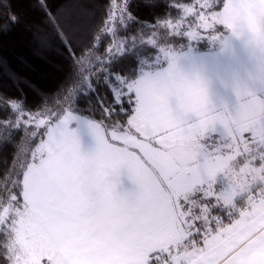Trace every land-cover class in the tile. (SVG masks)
<instances>
[{
    "label": "snow or ice",
    "instance_id": "obj_1",
    "mask_svg": "<svg viewBox=\"0 0 264 264\" xmlns=\"http://www.w3.org/2000/svg\"><path fill=\"white\" fill-rule=\"evenodd\" d=\"M213 7L205 2L178 8L198 19L186 31L183 16L175 23L158 18L153 28L161 29L159 43L133 37L125 49L117 40L121 60L136 49L137 39L157 49L152 61H140L135 78L115 74L117 60L96 56L97 66L74 58L85 84L91 77L93 83L122 85L109 87L111 101L93 90L100 121L76 114L81 111L74 107L76 87L65 90L58 111L43 110L51 119L39 118V112L28 115L22 102L3 101L2 110L10 106L15 119L0 123L44 125L47 136L31 162L21 163L22 171L12 173L16 179L0 190L5 264H264V0H224L222 10ZM121 15L133 19L126 8ZM10 22H18L17 17ZM49 23L64 39L57 18L49 15ZM217 24L225 31L206 38L198 34L197 29ZM226 34L246 42L250 66L226 71L194 46L207 39L213 50L227 52ZM174 38L187 43L174 47ZM197 76L203 81L198 100L179 103L170 83ZM229 78L238 97L234 109L209 99L214 87L227 86ZM125 102L135 104L127 128L118 120L127 115ZM84 127L95 139L90 152L82 149ZM238 156L247 161L239 169ZM256 160L259 168L253 167ZM125 173L135 185L132 191L120 190ZM219 180H226V187L217 193ZM210 197L215 204L207 202ZM245 197L247 205L237 209ZM218 205L227 212L228 224L212 215Z\"/></svg>",
    "mask_w": 264,
    "mask_h": 264
},
{
    "label": "trees",
    "instance_id": "obj_2",
    "mask_svg": "<svg viewBox=\"0 0 264 264\" xmlns=\"http://www.w3.org/2000/svg\"><path fill=\"white\" fill-rule=\"evenodd\" d=\"M194 1L0 0V98H2L0 122L15 118L11 115L10 106L9 111L2 110L3 101L22 102L23 107L31 114L45 108L58 111L57 101H62L63 95L66 94L65 90L73 87L77 89L75 93L77 103L74 107L81 109L77 113L100 121V106L95 103L96 95L93 90L111 101L112 92L109 91V87L114 82L110 80L107 85L103 81L93 83L89 77L85 84L76 74L74 58L84 57L86 65L97 66L99 64L94 59L96 56L108 63L117 60L120 62L114 65L115 74L121 75L122 78L124 74L135 78L141 67L140 61L153 60L157 55V49L150 44H142L141 40L137 39L136 49H132L121 60L123 54L117 51V40L124 42L125 49L131 48L133 37H140L144 41L152 38L159 43L161 29L153 28L157 19L167 18L175 23L177 18L183 16V12L178 11V8L182 9L183 5ZM223 2L224 0H220L215 9L220 11ZM122 8H126V12L133 19L123 20ZM49 15L57 18L64 39H61L49 23ZM11 16H16L18 22L11 23ZM188 19L191 24H195L194 15ZM5 25L8 27L5 28ZM185 28L187 30V27ZM167 31L172 32L170 29ZM224 31V26L218 25L205 32L207 35L210 33L215 35ZM171 43L176 47L187 41L174 38ZM194 46L198 47L199 51L213 50L207 39L194 42ZM137 51L139 56L136 54ZM128 69L134 72H127ZM85 76H88L87 71ZM85 87H88L87 91H84ZM132 99L134 100V97ZM63 107L66 109V106ZM123 107L127 115L120 116L118 120L122 127L127 128V119L132 114L135 104L125 102ZM104 123L108 131H111V122L106 120ZM2 126L0 123V190L5 187L6 182L16 179L12 173L22 171L18 163L23 142L28 136L25 125L9 129L5 127L2 129ZM41 130L31 137V147L45 138L46 126H42ZM13 162H16L15 167ZM29 162L30 153L23 163ZM253 164L260 167L259 160ZM8 186H11L10 183ZM257 189L259 187H256L255 191ZM244 199H239L236 203L237 208L245 206ZM207 202L216 203L214 197H210ZM212 215L220 216L225 224L229 222L227 212L219 205L212 211ZM5 260L6 257L0 255V264H5Z\"/></svg>",
    "mask_w": 264,
    "mask_h": 264
},
{
    "label": "crops",
    "instance_id": "obj_3",
    "mask_svg": "<svg viewBox=\"0 0 264 264\" xmlns=\"http://www.w3.org/2000/svg\"><path fill=\"white\" fill-rule=\"evenodd\" d=\"M225 40L229 44V49L227 52H221L219 49H216L211 51H199V54L208 57L213 62L218 61L222 65V68L226 71L229 69H243L245 67L250 66L252 62V53L246 42L238 37H233L230 34L225 35ZM229 80L230 82L227 84V86H224L218 90H214L213 99L217 104L221 106L226 105L229 108L234 109L238 103V97L236 96L234 83L231 82V78H229ZM81 116H84L88 119H93L86 115H81ZM110 132L111 131H109V133ZM249 135L250 134L245 133V137H248ZM215 136L216 138H219L218 133L215 134ZM81 143H82V149L86 152H90L95 148L94 135L87 127H84L81 131ZM116 143L118 145L120 144L119 141H117ZM239 157L241 158L244 156H239ZM216 186H226V180H219ZM134 188L135 185L129 179L127 174L125 173L124 175H122L120 190L132 191Z\"/></svg>",
    "mask_w": 264,
    "mask_h": 264
},
{
    "label": "rangeland",
    "instance_id": "obj_4",
    "mask_svg": "<svg viewBox=\"0 0 264 264\" xmlns=\"http://www.w3.org/2000/svg\"><path fill=\"white\" fill-rule=\"evenodd\" d=\"M205 2H207V3H210V4H214V7L211 9L212 11H218L217 9H215V7L219 4V2H220V0H195L193 3H190V4H196V5H203ZM190 4H185V5H183L182 6V8L184 7V6H188V5H190ZM208 9H204V12H205V14L207 15L208 14ZM189 16H191V15H186L185 16V14L183 13V17L184 18H186V19H184V25L182 26V30L184 29V31L186 30V28L185 27H187V25L188 24H191L190 23V21H189V19H188V17ZM123 20H124V18H123ZM198 23V19L196 18V22H195V24H192V26H193V28H195V26H196V24ZM218 26V24L217 25H215L214 26V28H216ZM184 27V28H183ZM208 29H197V31H198V34L200 35V36H203V37H208L209 35H214V33H210V34H206V32L205 31H207ZM152 61V60H151ZM147 62H150V61H147ZM111 87L112 88H117V87H122V85H116L115 83H111ZM87 89H88V87H85L84 88V91H87ZM64 106H66V108H68V106L66 105V104H64ZM24 108V107H23ZM24 110L28 113V115H32L30 112H28L25 108H24ZM39 113H42V115L39 117V118H44V119H51V117H49V116H47V115H43V111H40ZM76 114H78V113H76ZM78 115H81V114H78ZM25 119H27V116L26 117H24ZM15 118H13V120H14ZM10 120H12V119H10ZM2 129L5 127V128H7V129H9L11 126H8V125H6V124H3L2 123ZM22 126V125H21ZM27 126V129H28V136L25 138V140H24V142H23V145H22V149H21V152H20V157H21V159L19 160V166H20V164L21 163H23L26 159H27V156L29 155V153H30V156H31V154H32V152L35 150V148L39 145V143L41 142V139H40V141H39V143H37L34 147H31L30 146V140H31V137H33V135H30V133L31 132H40V130L42 129V126H44V125H41V126H39V127H37L34 123L33 124H30V125H26ZM31 128V129H30ZM42 131V130H41ZM45 133H46V131H45ZM44 139H47V136H46V134H45V138ZM43 139V140H44ZM239 157V156H238ZM247 161L245 160V158L244 157H239V158H236V167H237V169H239V168H241V167H243L244 166V164L246 163ZM253 167H256V168H259L258 166H256L255 164H253ZM224 187H226V186H215V191L218 193L219 192V190L221 189H223ZM260 191V188L259 189H257L255 192L256 193H258ZM243 201H245V206L247 205V198L245 197V199L243 200ZM237 208V207H236ZM239 208H241V207H238L237 209H239ZM237 218H238V216H237Z\"/></svg>",
    "mask_w": 264,
    "mask_h": 264
},
{
    "label": "clouds",
    "instance_id": "obj_5",
    "mask_svg": "<svg viewBox=\"0 0 264 264\" xmlns=\"http://www.w3.org/2000/svg\"><path fill=\"white\" fill-rule=\"evenodd\" d=\"M175 93L177 101L181 104H188L198 100L199 94L203 90L202 78L197 76L191 79L175 80L169 85ZM221 87H214V90H218ZM209 99L212 103L217 104L213 99V93L209 95Z\"/></svg>",
    "mask_w": 264,
    "mask_h": 264
}]
</instances>
